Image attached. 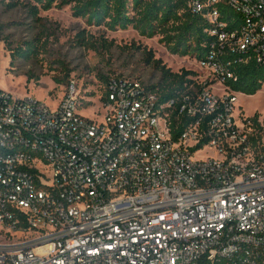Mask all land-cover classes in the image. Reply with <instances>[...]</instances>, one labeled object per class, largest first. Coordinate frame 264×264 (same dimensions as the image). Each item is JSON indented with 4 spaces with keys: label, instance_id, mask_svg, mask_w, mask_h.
Listing matches in <instances>:
<instances>
[{
    "label": "built area",
    "instance_id": "obj_1",
    "mask_svg": "<svg viewBox=\"0 0 264 264\" xmlns=\"http://www.w3.org/2000/svg\"><path fill=\"white\" fill-rule=\"evenodd\" d=\"M186 4L212 37L199 91L114 76L99 121L75 80L54 109L0 88V264H264V124L229 85L264 65V0Z\"/></svg>",
    "mask_w": 264,
    "mask_h": 264
},
{
    "label": "rangeland",
    "instance_id": "obj_2",
    "mask_svg": "<svg viewBox=\"0 0 264 264\" xmlns=\"http://www.w3.org/2000/svg\"><path fill=\"white\" fill-rule=\"evenodd\" d=\"M3 2L0 88L16 96L34 97L54 109L69 82L75 80L81 97L80 112L101 121L105 113V84L100 77H130L145 86L161 83V71L147 62L148 53L174 74L194 72L199 82L207 76L194 58L171 55L160 36L149 39L133 29L110 32L105 27L90 26L85 19L74 17L71 6L41 11L35 19L29 11L31 1ZM25 44H31L35 50L23 57L18 48L25 49ZM10 50L15 53L12 55ZM221 89L222 86H216L217 92ZM245 96L237 95L235 117L256 116L264 124V86L257 95ZM262 137L264 143V132ZM210 153L203 152L200 157Z\"/></svg>",
    "mask_w": 264,
    "mask_h": 264
},
{
    "label": "trees",
    "instance_id": "obj_3",
    "mask_svg": "<svg viewBox=\"0 0 264 264\" xmlns=\"http://www.w3.org/2000/svg\"><path fill=\"white\" fill-rule=\"evenodd\" d=\"M3 1L0 0V5L4 3ZM29 1L33 3L29 4V11L35 19H38L41 11L71 6L74 17L85 19L90 26L105 27L110 32L133 29L140 36L149 39L160 36L161 43L171 55L194 58L196 62L205 59L212 43V37L205 32L208 23L201 16H196L188 10L186 0ZM3 29L4 26L0 24V41H3ZM18 50L20 56L26 57L33 53L35 48L31 44H25V49L18 48ZM10 51L12 55L15 53L13 50ZM147 62H152L161 71V83L147 87L158 93L163 102L201 89L194 72L174 74L165 68L161 60H155L151 53H148ZM234 71L238 80L229 84L234 92L255 96L263 89L264 65L255 59L235 66ZM69 76L68 72L66 78L68 79ZM100 79L106 86L109 78L102 76ZM254 118L255 121L258 120L256 116ZM177 126L174 123V138H177L184 129L183 125H179L176 129Z\"/></svg>",
    "mask_w": 264,
    "mask_h": 264
},
{
    "label": "bare ground",
    "instance_id": "obj_4",
    "mask_svg": "<svg viewBox=\"0 0 264 264\" xmlns=\"http://www.w3.org/2000/svg\"><path fill=\"white\" fill-rule=\"evenodd\" d=\"M246 97V96H245Z\"/></svg>",
    "mask_w": 264,
    "mask_h": 264
}]
</instances>
